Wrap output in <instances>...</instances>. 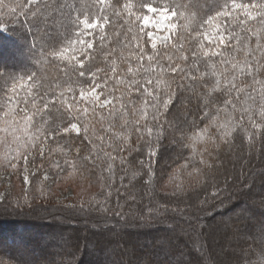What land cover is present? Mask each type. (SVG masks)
<instances>
[{
	"label": "snow or ice",
	"instance_id": "6c2138e0",
	"mask_svg": "<svg viewBox=\"0 0 264 264\" xmlns=\"http://www.w3.org/2000/svg\"><path fill=\"white\" fill-rule=\"evenodd\" d=\"M18 7L17 14L0 0V32L19 15L36 35L29 70L0 69V159L13 169L22 161L25 184L30 157L43 158L47 149L62 157L52 163L60 172L83 176L89 166L100 167L111 182L119 160L151 188L153 161L168 140L188 150L169 176L172 194L185 191L183 173L198 184L203 177L208 195L225 202L227 178L215 182L211 158L231 151L239 138L253 145L264 137V0H92L91 15L66 0ZM109 28L119 37L114 45ZM46 65L59 75L49 79L36 70ZM73 134L86 141L84 148L74 146ZM127 152L144 158L129 160ZM0 206L11 205L0 196ZM138 211L151 218L168 206ZM197 227L195 220L189 224ZM238 264H264V237Z\"/></svg>",
	"mask_w": 264,
	"mask_h": 264
},
{
	"label": "trees",
	"instance_id": "16d2710c",
	"mask_svg": "<svg viewBox=\"0 0 264 264\" xmlns=\"http://www.w3.org/2000/svg\"><path fill=\"white\" fill-rule=\"evenodd\" d=\"M5 2L17 7L18 14V5L26 0ZM66 3L75 4L81 15L94 12L92 0ZM2 11L6 13L7 9ZM17 20L0 32V69L23 72L32 63H12L30 57L29 43L36 33L27 31L24 16L18 15ZM64 21L67 25V14ZM119 31L123 33L122 28ZM106 32L114 45L119 37L112 35L111 28ZM97 63L107 67L100 59ZM36 70L49 79L59 75L57 69L47 65ZM71 139L74 146L84 148L86 141L75 134ZM187 151L168 140L159 145V155L153 161L156 182L151 188L144 185L142 175L134 177L131 168L125 172L119 160L109 182L100 167L89 166L83 176L68 174L66 169L60 172L52 163L62 157L46 149L45 157L35 153L34 159L30 157V183L25 184L22 161L13 169L8 161L0 159V196L11 205L6 211L0 206V260L5 264H53L56 258L64 257L68 262L60 264H238L240 257L264 237V137H258L253 145L239 138L231 151H221L211 158L215 182L224 185L227 178L224 203L208 195L212 189L205 186L208 182L203 177L198 184L183 173L185 191L179 196L172 194L175 185L169 184V176L182 163L180 153ZM123 155L129 160L144 158L142 153ZM45 173L47 181L43 180ZM5 175H9V184ZM67 190L73 191L71 203L58 199ZM109 191L110 196L106 195ZM157 204L167 205L168 211L151 218L140 215L138 210ZM173 206L179 211H172ZM129 209L136 214H130ZM193 220L198 225L195 230L189 228ZM120 232L126 237L118 243ZM60 243L66 245L60 247ZM229 248L235 253L229 254ZM208 249L211 257L200 251Z\"/></svg>",
	"mask_w": 264,
	"mask_h": 264
},
{
	"label": "rangeland",
	"instance_id": "374dc122",
	"mask_svg": "<svg viewBox=\"0 0 264 264\" xmlns=\"http://www.w3.org/2000/svg\"><path fill=\"white\" fill-rule=\"evenodd\" d=\"M9 60H11V61H13V59L11 58V59H9ZM27 60V62L28 63H31V61H30V57L29 58H27V59H24L23 60V58L20 60L19 59V61L18 60H16V61H13V63L12 64H15L16 62L18 63V62H20V61H26ZM2 64L0 63V66H1ZM4 180L9 184V175H5L4 176ZM70 197H73V191H66V192H63V193H61L59 196H58V199H60V200H65L66 202H68V203H71L73 200L72 199H70ZM19 237V236H18ZM125 237H126V235L124 234V232H120V233H118V236H117V240H118V243L120 242V241H122V240H124L125 239ZM15 239V242L16 241H19V240H17V238L16 237H14ZM20 238V237H19ZM3 241H5L4 239H3ZM27 241H28V239H27ZM186 241H188V240H186ZM58 244V243H57ZM187 244H188V246H191V244L190 243H188L187 242ZM60 245V247H64L66 244L64 243V244H59ZM9 246H11V245H9ZM14 246V245H13ZM234 249V248H233ZM233 249L231 250V248H229V249H227L226 251H228L229 252V254H233V253H235V252H233ZM156 251V250H155ZM154 251V252H155ZM204 255H209V257H211V255H212V252L210 251V249H208L207 250V252H206V250L205 251H203V250H200ZM237 252V251H236ZM51 261H47V262H45V264H52V263H50ZM62 262H68V258H64V257H62V258H56L55 259V261H54V263L53 264H60V263H62Z\"/></svg>",
	"mask_w": 264,
	"mask_h": 264
}]
</instances>
